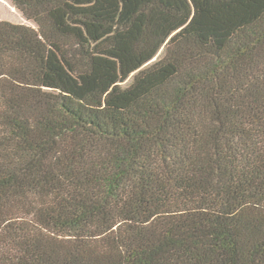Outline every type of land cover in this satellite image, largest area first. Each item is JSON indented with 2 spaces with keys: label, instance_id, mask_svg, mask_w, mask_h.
Segmentation results:
<instances>
[{
  "label": "trees",
  "instance_id": "obj_1",
  "mask_svg": "<svg viewBox=\"0 0 264 264\" xmlns=\"http://www.w3.org/2000/svg\"><path fill=\"white\" fill-rule=\"evenodd\" d=\"M12 1L0 264H264V0Z\"/></svg>",
  "mask_w": 264,
  "mask_h": 264
},
{
  "label": "rangeland",
  "instance_id": "obj_2",
  "mask_svg": "<svg viewBox=\"0 0 264 264\" xmlns=\"http://www.w3.org/2000/svg\"><path fill=\"white\" fill-rule=\"evenodd\" d=\"M12 0H0V20L13 22V24H26L29 27L36 28L33 22H29L25 19L24 15L13 6ZM165 53V48H162L157 57L153 60L154 62L163 56ZM132 78L128 81L125 86L130 84Z\"/></svg>",
  "mask_w": 264,
  "mask_h": 264
}]
</instances>
